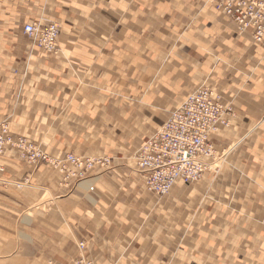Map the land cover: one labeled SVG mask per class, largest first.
I'll return each instance as SVG.
<instances>
[{
	"label": "crops",
	"instance_id": "crops-1",
	"mask_svg": "<svg viewBox=\"0 0 264 264\" xmlns=\"http://www.w3.org/2000/svg\"><path fill=\"white\" fill-rule=\"evenodd\" d=\"M58 21L56 53L30 22ZM234 107L194 184L146 192L134 156L190 94ZM54 159L108 158L82 180L16 151L1 177L0 264H264V51L205 0H0V122Z\"/></svg>",
	"mask_w": 264,
	"mask_h": 264
},
{
	"label": "built area",
	"instance_id": "built-area-1",
	"mask_svg": "<svg viewBox=\"0 0 264 264\" xmlns=\"http://www.w3.org/2000/svg\"><path fill=\"white\" fill-rule=\"evenodd\" d=\"M217 12L226 16L240 33L250 32L255 46L264 51V0H205ZM61 32L56 22H31L24 26V33L33 46L52 53L57 50ZM235 115L234 107L223 102V96L206 85L190 94L170 112L164 124L143 142L134 156L136 170L141 174L146 192L159 198L167 196L178 182L194 184L211 168L216 156L211 135L230 125ZM16 151L26 164L38 167L49 164L82 180L81 175L69 174L68 166L90 172L97 167L111 164L108 158H87L68 154L54 159L39 144L11 131L8 119L0 122V188L16 184L1 177L5 166L1 158L8 151ZM81 255L71 264H95L87 255L85 242L79 243Z\"/></svg>",
	"mask_w": 264,
	"mask_h": 264
},
{
	"label": "rangeland",
	"instance_id": "rangeland-1",
	"mask_svg": "<svg viewBox=\"0 0 264 264\" xmlns=\"http://www.w3.org/2000/svg\"><path fill=\"white\" fill-rule=\"evenodd\" d=\"M35 22H38V21H35ZM42 22H44V23H48V22H53V21L42 19ZM30 23H31V22H30ZM56 23H58V24L60 25V28H62L61 24H60L58 21H56ZM23 30H24V28H23ZM60 34H61V32H60ZM59 37H60V35H59ZM58 41H59V38H58ZM58 41H57V50H58ZM57 50H56L55 52H52V53H56ZM46 53H47V52H46ZM35 143H36V142H35ZM45 150H46V149H45ZM47 152H48V151H47ZM49 155H50V154H49Z\"/></svg>",
	"mask_w": 264,
	"mask_h": 264
},
{
	"label": "bare ground",
	"instance_id": "bare-ground-1",
	"mask_svg": "<svg viewBox=\"0 0 264 264\" xmlns=\"http://www.w3.org/2000/svg\"><path fill=\"white\" fill-rule=\"evenodd\" d=\"M13 184L15 183V182H13V181H11ZM11 186V185H10ZM13 186V185H12Z\"/></svg>",
	"mask_w": 264,
	"mask_h": 264
}]
</instances>
